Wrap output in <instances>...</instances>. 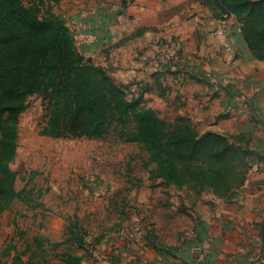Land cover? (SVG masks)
Wrapping results in <instances>:
<instances>
[{"label":"crops","instance_id":"crops-1","mask_svg":"<svg viewBox=\"0 0 264 264\" xmlns=\"http://www.w3.org/2000/svg\"><path fill=\"white\" fill-rule=\"evenodd\" d=\"M53 13L73 33L93 36L77 51L107 70L130 99L141 98L167 124L182 118L199 134L239 137L251 152L246 180L223 199L166 185L149 173L124 189L112 186L124 198L108 201L103 215L146 225L140 247L121 245V264H264V62L249 51L234 17L215 18L202 0H60ZM222 25L235 51L231 61L212 35ZM227 67L231 78L222 84L218 73ZM58 222L56 239L47 231L38 238L78 247L83 264L85 234L81 249ZM96 236L93 246L104 238Z\"/></svg>","mask_w":264,"mask_h":264},{"label":"trees","instance_id":"trees-1","mask_svg":"<svg viewBox=\"0 0 264 264\" xmlns=\"http://www.w3.org/2000/svg\"><path fill=\"white\" fill-rule=\"evenodd\" d=\"M27 1L29 5L0 0V130L5 115L22 112L31 99H39L41 136L101 141L112 137L116 143L140 146L155 165L157 179L166 185L210 191L220 199L243 185L250 163L248 142L213 132L199 134L182 118L165 123L142 105L141 98L130 99L107 70L77 51L67 22L52 11L60 0H50L45 12L40 9L44 0ZM202 4L215 18L234 17L249 51L264 62V0H202ZM9 147L12 152L13 144ZM16 177L0 160V216L14 200L43 207L31 199L33 192L26 187L15 191ZM76 228L69 226L68 233L82 249ZM34 243L39 251L44 248L40 238L35 237ZM32 250L27 246L22 254H38ZM80 262L81 257L65 252L56 264Z\"/></svg>","mask_w":264,"mask_h":264},{"label":"rangeland","instance_id":"rangeland-1","mask_svg":"<svg viewBox=\"0 0 264 264\" xmlns=\"http://www.w3.org/2000/svg\"><path fill=\"white\" fill-rule=\"evenodd\" d=\"M23 2L29 5L27 0ZM47 5L51 6L50 0H44L42 12L46 11ZM55 8L52 7V11ZM42 121L39 99H31L29 108L24 111L3 117L0 160L17 174L15 191L26 187L33 192L31 199L41 202L43 207L14 200L1 214L0 264H56L64 250L72 255L79 254L78 247L62 241L56 248H50L43 241L44 248L40 251L34 243V238L43 231L56 239L62 230L58 229V219L63 220L62 225L66 223L67 231L76 222L83 227V233L77 228L74 230L75 238L86 236L83 264H121V245L140 247V232L146 225L135 218L116 223L112 217L103 215L107 207L102 210V206L123 199L124 193L120 189L130 186L133 179L142 181L147 173L157 179L155 165L148 161L147 153L140 146L121 145L112 137L101 141L41 136L38 126ZM9 143L13 144L12 152ZM127 155L131 157L129 162ZM115 185L120 187L119 194ZM126 210L135 213L131 205H127ZM99 234L104 235L101 243L91 245ZM26 245L38 254L23 255Z\"/></svg>","mask_w":264,"mask_h":264},{"label":"built area","instance_id":"built-area-1","mask_svg":"<svg viewBox=\"0 0 264 264\" xmlns=\"http://www.w3.org/2000/svg\"><path fill=\"white\" fill-rule=\"evenodd\" d=\"M236 30L238 32H240L239 26L236 27ZM212 35H213V38L215 39V41L218 43L219 49H220V52L222 53V55H224L225 57H228V61H231L232 58L234 57L235 51H234V48H233V46H232V44H231V42L229 40V35H228L227 28L222 25L218 29L213 31ZM73 38H74V41H75V45H79V46L85 45L88 42L91 43L93 41V36L92 35H89V34H86V33H82V32L81 33H76V34L73 33ZM178 59L179 58H178V55H177V56H175V60L174 59L173 60L178 62ZM223 61L225 63V60H223ZM228 70H229V67H227V71L218 73V75L221 78L220 81L222 82V84L223 83H225V84L229 83V77H228L229 71ZM140 233H141L140 234V239L142 240L143 236H144V230H141Z\"/></svg>","mask_w":264,"mask_h":264}]
</instances>
